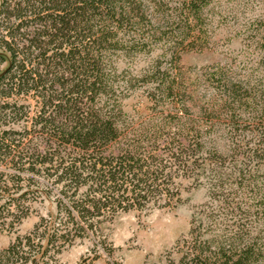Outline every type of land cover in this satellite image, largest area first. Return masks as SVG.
<instances>
[{
	"label": "trees",
	"instance_id": "trees-1",
	"mask_svg": "<svg viewBox=\"0 0 264 264\" xmlns=\"http://www.w3.org/2000/svg\"><path fill=\"white\" fill-rule=\"evenodd\" d=\"M209 1L0 0V198L10 185L18 190L22 172L59 186L55 219L17 236L0 264H37L76 237L100 243L102 223L177 204L185 181L206 184L211 201L166 264L264 262V82L216 72L207 78L219 92L200 104L189 94V104L177 64L157 59L135 79L150 102L144 119L124 110L133 85L111 64L112 51L151 39L182 45Z\"/></svg>",
	"mask_w": 264,
	"mask_h": 264
},
{
	"label": "rangeland",
	"instance_id": "rangeland-1",
	"mask_svg": "<svg viewBox=\"0 0 264 264\" xmlns=\"http://www.w3.org/2000/svg\"><path fill=\"white\" fill-rule=\"evenodd\" d=\"M150 6L152 17L156 19L159 13L152 3ZM190 27V34L182 45L151 39L144 49L122 48L111 52V64L116 67L117 74L121 79H131L133 85L123 99L127 113L138 114L144 119L150 116L146 86L135 79L157 59L162 66H169L171 61L177 64L189 89L185 95L189 104H200L199 99L206 100L219 92L217 84L207 78L216 72L225 73L234 82L252 85L259 78L264 82L261 39L264 0H210L200 18L190 22ZM172 52L178 54L177 61L172 59ZM189 94H194V102ZM28 102L33 115L37 103L32 98ZM220 112V118L224 119L223 108ZM225 141L221 146L223 152L228 153ZM28 175L32 174L22 172L17 191L10 185L2 192L0 212L3 211L5 216L0 218V251L17 236L31 232L41 218L55 219L59 186L51 184V177L43 173L33 174L35 181L28 185ZM236 191V198L245 192L242 189ZM209 192L206 184L195 186L185 181L177 204L160 202L143 209L121 211L101 224L102 242H96L99 239L93 236L76 237L60 252L49 251L37 264H43V260L48 264H166L169 259L176 261L179 256L177 242L190 239L193 214L211 201ZM12 198L18 199L10 201L9 205L8 199Z\"/></svg>",
	"mask_w": 264,
	"mask_h": 264
}]
</instances>
